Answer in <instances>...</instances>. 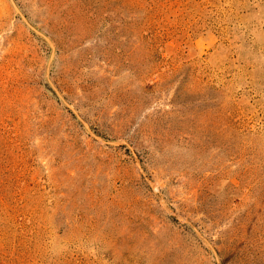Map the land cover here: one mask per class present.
<instances>
[{
	"label": "rangeland",
	"instance_id": "1",
	"mask_svg": "<svg viewBox=\"0 0 264 264\" xmlns=\"http://www.w3.org/2000/svg\"><path fill=\"white\" fill-rule=\"evenodd\" d=\"M0 264H264V0H0Z\"/></svg>",
	"mask_w": 264,
	"mask_h": 264
}]
</instances>
